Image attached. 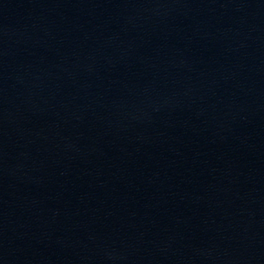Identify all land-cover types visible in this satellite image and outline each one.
I'll list each match as a JSON object with an SVG mask.
<instances>
[{
	"label": "water",
	"instance_id": "obj_1",
	"mask_svg": "<svg viewBox=\"0 0 264 264\" xmlns=\"http://www.w3.org/2000/svg\"><path fill=\"white\" fill-rule=\"evenodd\" d=\"M0 264H264V0H0Z\"/></svg>",
	"mask_w": 264,
	"mask_h": 264
}]
</instances>
